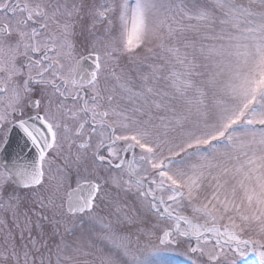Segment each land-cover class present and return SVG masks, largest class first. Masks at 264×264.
Here are the masks:
<instances>
[{"label": "snow or ice", "instance_id": "6c2138e0", "mask_svg": "<svg viewBox=\"0 0 264 264\" xmlns=\"http://www.w3.org/2000/svg\"><path fill=\"white\" fill-rule=\"evenodd\" d=\"M264 264V0H0V264Z\"/></svg>", "mask_w": 264, "mask_h": 264}, {"label": "rangeland", "instance_id": "374dc122", "mask_svg": "<svg viewBox=\"0 0 264 264\" xmlns=\"http://www.w3.org/2000/svg\"><path fill=\"white\" fill-rule=\"evenodd\" d=\"M254 260V259H253ZM250 257L248 258V261L246 262V264H251V261H253Z\"/></svg>", "mask_w": 264, "mask_h": 264}, {"label": "flooded vegetation", "instance_id": "af4514ba", "mask_svg": "<svg viewBox=\"0 0 264 264\" xmlns=\"http://www.w3.org/2000/svg\"><path fill=\"white\" fill-rule=\"evenodd\" d=\"M251 259H255L254 257H250Z\"/></svg>", "mask_w": 264, "mask_h": 264}]
</instances>
